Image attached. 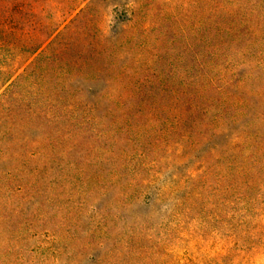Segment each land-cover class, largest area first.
<instances>
[{"label": "trees", "instance_id": "16d2710c", "mask_svg": "<svg viewBox=\"0 0 264 264\" xmlns=\"http://www.w3.org/2000/svg\"><path fill=\"white\" fill-rule=\"evenodd\" d=\"M18 7L13 4L6 14L0 7V163L7 159L11 165L10 172L0 174V185L24 204L12 203L6 209L0 264H48L50 258L49 241H40L35 232L41 223H49L42 216L49 209L48 201L40 200L47 196L41 177L52 154L49 146L30 140L35 116L41 130L58 132V140L67 134L94 133L99 188L116 192V211L152 212L154 200L169 202L163 220L178 227L192 220L196 226L192 238L204 240L200 206L206 199L207 157L223 154L220 162L229 165L233 176L256 174L253 183L264 171V89L240 86L249 76L237 81L234 73L226 71L220 62V45L210 53L205 85L199 82L192 88L180 76H156L135 78L119 88L124 75L92 70L103 61L101 45L107 42L63 41L59 38L69 29L63 24L35 29L29 40H20L18 33L29 29L16 24V14L23 13ZM100 83L106 88L101 89ZM16 109L29 119L14 125ZM189 164L187 178L173 174V187H156L170 167L182 170ZM101 197L105 199L104 194ZM141 211L134 213L132 223L140 225L139 231L129 230L127 238L116 244L105 237H110L109 225L117 215L110 216L109 225L108 218L101 219V252L93 264H130L128 260L135 264L142 258V264H184L174 260L168 248L176 233L151 234L153 216L144 218Z\"/></svg>", "mask_w": 264, "mask_h": 264}, {"label": "rangeland", "instance_id": "374dc122", "mask_svg": "<svg viewBox=\"0 0 264 264\" xmlns=\"http://www.w3.org/2000/svg\"><path fill=\"white\" fill-rule=\"evenodd\" d=\"M15 3L23 9L16 14V24L29 29L18 33L20 40H29L35 29L63 24L69 26L59 38L63 41L85 45L107 42L101 45L103 61L92 70L124 75L119 88L135 78L154 80L156 76H180L192 88L205 85L210 53L220 45V62L226 71L234 73L237 81L249 76L239 85L247 90L264 89V0H0V7L6 14ZM100 84L101 89L106 88ZM14 114V125L29 119L21 109ZM31 118L35 120L29 139L49 146L52 154L41 177L47 198L40 201L49 205L42 216L49 223L38 225L35 234L40 241H49L48 264H93L101 252V219L108 218L109 225L110 216L117 215L109 225L110 237H105L116 244L127 238L129 230L139 231L140 225L132 223L134 213L141 210L116 211V192L99 188L94 133L85 137L67 134L58 140L57 131L46 126L47 134L40 129L37 116ZM40 123L46 125L43 120ZM222 155L217 152L207 157L206 199L200 206L204 210V240L192 238L196 228L192 220L182 227L163 220L169 202L154 200L152 212L141 211L142 217L153 216L149 221L151 234L176 233L168 248L173 259L181 263L264 264V171L258 172L257 183H253V173L233 176L229 165L220 162ZM189 166L182 170L170 167L156 187H173L171 176L187 178ZM10 168L9 160L3 159L0 174L10 172ZM12 203L21 202L0 185V232L6 229L3 218ZM142 262L143 258L135 264Z\"/></svg>", "mask_w": 264, "mask_h": 264}]
</instances>
